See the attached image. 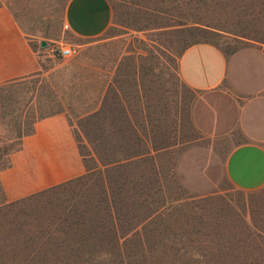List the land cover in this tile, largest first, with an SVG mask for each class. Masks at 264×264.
Returning a JSON list of instances; mask_svg holds the SVG:
<instances>
[{
    "label": "rangeland",
    "instance_id": "rangeland-1",
    "mask_svg": "<svg viewBox=\"0 0 264 264\" xmlns=\"http://www.w3.org/2000/svg\"><path fill=\"white\" fill-rule=\"evenodd\" d=\"M67 1L2 0L0 3L11 12L37 54L41 73L31 82L12 88L11 100L1 103L0 171L19 148L20 141L13 140L16 132H27L35 117L65 114L88 169L96 167L97 150L106 153L113 145L122 143L123 120L128 116L131 123L138 122L137 133H145L150 144V136L169 137L172 146L151 153L153 160L144 166L153 175L158 171L156 178L151 174V182L159 181L163 196L177 199L176 219L171 218L168 225L173 223L176 232L192 237L195 242L190 246L200 251L198 254L189 251L192 256L182 255L181 251L176 262L165 260L170 249L165 252L164 241H158L163 236L158 234L142 245L146 253L139 257L140 245L136 239L152 236L142 232L127 246V251L137 256L131 264H264V188L241 192L228 182L224 172L226 157L244 139L229 113L208 102L204 93L187 87L177 73V57L188 43L183 40L185 33L139 31L143 26L165 22L147 15L144 0H107L112 10L107 31L92 40H77L64 29L63 10ZM225 4L226 10L214 11L211 22L247 37L226 33L221 37L210 36L207 41L226 56L264 45V0L238 3L225 0ZM41 42L46 44L44 48ZM59 45L72 47L76 53L68 58L58 57L53 51ZM239 66L234 68L237 70ZM245 69H249L248 65ZM250 71L247 70L249 76ZM30 94L36 100L30 109H25L24 102ZM105 99L109 104L104 110L111 107L112 120L107 113L99 115L101 118H91ZM139 122L145 126L143 130ZM96 179V175H90L70 188L86 193L96 185ZM4 203L0 186V264H23L20 257L10 262L4 257L9 230L22 223L20 216H8ZM155 224L147 228L151 234L157 232L160 223ZM199 230L204 235L194 236ZM25 264L40 262L32 257Z\"/></svg>",
    "mask_w": 264,
    "mask_h": 264
},
{
    "label": "trees",
    "instance_id": "trees-1",
    "mask_svg": "<svg viewBox=\"0 0 264 264\" xmlns=\"http://www.w3.org/2000/svg\"><path fill=\"white\" fill-rule=\"evenodd\" d=\"M234 1L241 2V0ZM144 5L148 11L147 15L160 17L165 23L143 26L139 31L143 29L162 30L164 34H175L178 31L185 33L183 40L188 43L177 57V73L178 60L189 47L198 44L213 45L207 41L210 36L221 37L226 33H240V31L226 30L224 26L211 22L214 11L226 10L225 0H144ZM235 35L247 37L246 34ZM40 76L41 73L38 72L29 77L0 84V106L1 103L11 100L12 88L31 82ZM35 100L36 97L30 94L24 102V108L30 109ZM108 104V100L105 99L91 118H101L99 115L107 113L112 120L113 110L110 105L108 111L104 110ZM121 111L123 114L126 113V107ZM44 118L46 117H35L27 132H16L13 140L20 141V144L12 153L21 149L22 140L31 136L34 133L35 123ZM137 123H131L129 117H125L122 143L116 148L117 146L114 147L113 143L108 141L113 145L110 149H113L106 153L97 150L94 159L96 167L85 168L82 176L15 202L5 201L3 209L7 210L8 216H20L22 219L21 224L9 230V245L4 255L7 257V262L18 260L20 257V261L25 264L33 257L40 264H131V260L137 256L128 252L127 246L132 243L135 235L138 233L141 235L142 232V235L152 236L146 240L136 239L140 245L139 257H144L146 253L142 245L148 240L151 242L158 234L163 236V239L159 238L158 241H164L165 252H169L170 249L165 260L176 262L181 251H183L182 255H187L189 251L196 254L200 252L197 247L190 246L195 242L192 237L176 232L173 223L168 225L171 218L176 219L177 199L163 196V187L159 181L151 182L153 172L148 171L144 166L148 160H153V153L166 151L172 146L169 137L150 136L152 138L150 144L145 133L142 135L137 133L135 126ZM140 123L139 127L143 130L145 126ZM115 126L110 123L111 128ZM126 130L132 133L128 135ZM97 143L99 148L100 143ZM9 167L10 160L5 169ZM90 175L97 176L94 182L96 185L91 191L87 189L86 193L80 194L81 191L70 188L81 180H87ZM154 175L159 176L157 170L154 171ZM155 223H160L159 227L155 229L157 232L151 234L147 228ZM203 235L200 230L194 233V236ZM167 244L171 247L167 248Z\"/></svg>",
    "mask_w": 264,
    "mask_h": 264
},
{
    "label": "crops",
    "instance_id": "crops-1",
    "mask_svg": "<svg viewBox=\"0 0 264 264\" xmlns=\"http://www.w3.org/2000/svg\"><path fill=\"white\" fill-rule=\"evenodd\" d=\"M111 20L107 0H68L63 10L64 29L81 41L102 36ZM38 72L37 54L11 12L1 7L0 84ZM178 72L187 87L204 93L208 102L229 113L241 131L244 140L232 148L224 163L230 185L241 192L263 189L264 45L230 56L210 44L194 45L180 56ZM84 173L67 117L58 113L35 123L34 133L25 137L21 149L11 155L10 167L0 172V186L5 201L15 202Z\"/></svg>",
    "mask_w": 264,
    "mask_h": 264
},
{
    "label": "built area",
    "instance_id": "built-area-1",
    "mask_svg": "<svg viewBox=\"0 0 264 264\" xmlns=\"http://www.w3.org/2000/svg\"><path fill=\"white\" fill-rule=\"evenodd\" d=\"M53 53L61 58H68L71 57L72 55H74L76 53L75 49L72 47H68V46H58Z\"/></svg>",
    "mask_w": 264,
    "mask_h": 264
},
{
    "label": "water",
    "instance_id": "water-1",
    "mask_svg": "<svg viewBox=\"0 0 264 264\" xmlns=\"http://www.w3.org/2000/svg\"><path fill=\"white\" fill-rule=\"evenodd\" d=\"M41 48H44L46 46V44L44 42H41Z\"/></svg>",
    "mask_w": 264,
    "mask_h": 264
}]
</instances>
